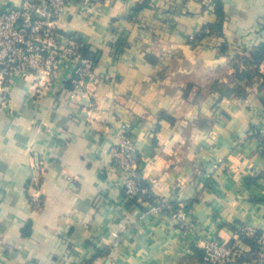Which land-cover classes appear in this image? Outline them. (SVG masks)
Instances as JSON below:
<instances>
[{"label":"crops","instance_id":"0c3cea01","mask_svg":"<svg viewBox=\"0 0 264 264\" xmlns=\"http://www.w3.org/2000/svg\"><path fill=\"white\" fill-rule=\"evenodd\" d=\"M221 4L219 34L195 44L216 22L211 0L66 6L56 42L100 51L97 81L75 90L58 58L49 75L19 70L6 84L0 264H203L205 241L264 229V55L251 58L264 48V0ZM122 125L154 200L141 207L123 203L112 163ZM160 204L182 207L188 229L151 210Z\"/></svg>","mask_w":264,"mask_h":264},{"label":"built area","instance_id":"2783aa9c","mask_svg":"<svg viewBox=\"0 0 264 264\" xmlns=\"http://www.w3.org/2000/svg\"><path fill=\"white\" fill-rule=\"evenodd\" d=\"M76 1L78 0H22L19 6L0 5L1 99L4 98L6 84L16 71H42L49 75L52 68L57 67V61L64 58L70 62V80L75 90L80 91L87 81H97V62L93 57H82L75 44L62 48L56 42L55 21L63 14L67 5ZM189 39L192 40L193 37ZM254 134L263 141L264 130H258ZM136 152L129 128L122 125L115 134L111 158L113 165L123 176L121 192L124 204H131L132 200L138 204L144 203L141 194L145 189L139 184L141 176ZM151 210L172 212L179 228L184 231L188 229L186 213L182 207L172 210L170 205L160 204ZM241 231L257 245V249L251 253L254 257L253 264H264V229L259 231L245 227ZM239 237L224 244L215 239L205 241L202 247L203 264H235L246 254Z\"/></svg>","mask_w":264,"mask_h":264},{"label":"trees","instance_id":"16d2710c","mask_svg":"<svg viewBox=\"0 0 264 264\" xmlns=\"http://www.w3.org/2000/svg\"><path fill=\"white\" fill-rule=\"evenodd\" d=\"M211 3L213 5L212 6V12L216 16V22L213 25H210L208 28L201 29L197 34L193 35V39L191 41V43H193V44H195V42L201 41L207 35L211 36V34L212 35H215V34L218 35L219 34L220 27H221V21L223 18V8H222L221 0H211ZM141 7H138L137 9H139ZM137 9H135V11H138ZM113 44H110L108 46V48H109V53L111 54L112 58L116 59L119 56V54H121L122 47H120V45H118V44H114V45ZM77 51L84 58L93 57V59L96 62L99 61L98 56L100 54V51L91 52V50L87 49V48L86 49L85 48H82V49L79 48ZM253 55H254L253 57L251 56L252 59L261 58L264 55V48H261L260 50L256 51L255 53H253ZM249 61L252 62L250 59H249ZM263 141H264V139H263ZM139 184L143 189H145V191L141 194L142 201L152 203L154 201L153 197H152L151 193L149 192V190L147 189L146 184L144 183V181L141 178L139 180ZM131 206L132 207L133 206L134 207H141L138 203L135 202V200L131 201ZM239 236H240L239 237L240 240L249 246L250 251L246 252V254L241 259H239L235 264L245 262V261H247V258L253 263L254 257L251 255V253L257 249V245H256L255 241L252 238L245 236L244 233H240ZM231 242H233V240Z\"/></svg>","mask_w":264,"mask_h":264},{"label":"rangeland","instance_id":"374dc122","mask_svg":"<svg viewBox=\"0 0 264 264\" xmlns=\"http://www.w3.org/2000/svg\"><path fill=\"white\" fill-rule=\"evenodd\" d=\"M80 0L76 1V2H79ZM209 1V0H208ZM75 3V2H74Z\"/></svg>","mask_w":264,"mask_h":264}]
</instances>
